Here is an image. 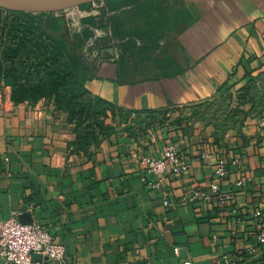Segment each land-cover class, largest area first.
<instances>
[{
    "label": "crops",
    "instance_id": "crops-1",
    "mask_svg": "<svg viewBox=\"0 0 264 264\" xmlns=\"http://www.w3.org/2000/svg\"><path fill=\"white\" fill-rule=\"evenodd\" d=\"M184 4L193 17L181 19L174 70L136 75L106 49L81 71L113 128L86 152L73 150L76 124L53 100L15 102L0 80V218L29 213L66 245L68 264H264V244L249 252L264 229V0ZM158 114L137 127L136 115ZM171 143L187 171L155 174L139 160ZM218 159L223 191L243 183L233 201L183 202L216 181Z\"/></svg>",
    "mask_w": 264,
    "mask_h": 264
},
{
    "label": "rangeland",
    "instance_id": "rangeland-1",
    "mask_svg": "<svg viewBox=\"0 0 264 264\" xmlns=\"http://www.w3.org/2000/svg\"><path fill=\"white\" fill-rule=\"evenodd\" d=\"M0 16V64L5 67L11 66L12 58L3 60L2 56L20 44L23 31L31 26L34 33L29 36L32 41H28L26 54L38 55L40 51L35 48L39 47L51 49L50 37L81 71L98 64L105 50V58L114 53L131 72L143 77L174 70L176 61L171 53L186 28L181 19L193 17L184 0H88L56 9L32 10L0 7ZM33 43L36 46L32 47ZM166 116L134 118L137 127L146 131V127L162 122Z\"/></svg>",
    "mask_w": 264,
    "mask_h": 264
},
{
    "label": "trees",
    "instance_id": "trees-1",
    "mask_svg": "<svg viewBox=\"0 0 264 264\" xmlns=\"http://www.w3.org/2000/svg\"><path fill=\"white\" fill-rule=\"evenodd\" d=\"M23 33L20 44L6 50L2 56L3 60L12 58V62L10 67L0 64V80L12 86L15 102L53 100L57 108L67 112L69 120L76 124L78 137L73 150L86 152L92 144L99 142L101 136L113 130L105 124L110 105L86 90L77 62L64 56L60 44L49 37L51 49L39 47L35 48L40 51L38 55L35 52L26 54L28 41H32L29 36L34 30L30 26Z\"/></svg>",
    "mask_w": 264,
    "mask_h": 264
},
{
    "label": "built area",
    "instance_id": "built-area-1",
    "mask_svg": "<svg viewBox=\"0 0 264 264\" xmlns=\"http://www.w3.org/2000/svg\"><path fill=\"white\" fill-rule=\"evenodd\" d=\"M203 157L210 160L213 154L206 150ZM139 160L155 174L164 173L168 163L175 165L177 173H183L189 168L186 159L172 143L163 150L160 156L143 155ZM227 174V163L223 159H218L214 171L216 181L212 182L206 190L193 189L190 194L183 197V202L208 204L215 201L225 205L233 201L243 183L239 180L230 191H223L220 182L226 179ZM164 205L170 207L173 202L165 197ZM261 244H264V229L259 233L257 241L249 248V252L256 253ZM176 250L179 251V249ZM36 255L40 258H36ZM66 258V245L55 242L52 233L43 225L36 222L22 223L19 214H14L9 219L0 218V259L3 264H68ZM178 264H193V262L191 259H184ZM216 264H231V258L224 255L216 260Z\"/></svg>",
    "mask_w": 264,
    "mask_h": 264
},
{
    "label": "water",
    "instance_id": "water-1",
    "mask_svg": "<svg viewBox=\"0 0 264 264\" xmlns=\"http://www.w3.org/2000/svg\"><path fill=\"white\" fill-rule=\"evenodd\" d=\"M88 0H0V7L12 8V9H56L69 5H77ZM22 223H33V219L29 213L24 212L19 217ZM40 258L39 255L35 256Z\"/></svg>",
    "mask_w": 264,
    "mask_h": 264
}]
</instances>
